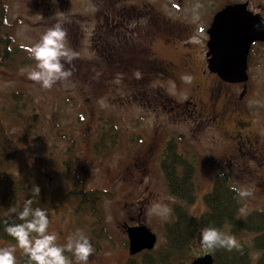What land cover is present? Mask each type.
<instances>
[{"label":"rangeland","instance_id":"rangeland-1","mask_svg":"<svg viewBox=\"0 0 264 264\" xmlns=\"http://www.w3.org/2000/svg\"><path fill=\"white\" fill-rule=\"evenodd\" d=\"M87 1L7 0L8 5L14 4L6 9L5 20L11 24L15 41L34 44L47 29L59 23L67 30L68 44L76 59L67 65L73 75L58 81L51 89H43L28 79L27 72L35 65L30 57L29 63L13 75H0V115L9 135L19 145L12 169L1 176L0 195L6 193L14 178L32 180L49 194L58 186L69 188L62 178V169L70 156L69 164L85 189H104L108 193L98 203L106 238L91 236L88 227L76 228L70 211L52 212L49 231L57 234V243L63 245L68 236L82 231L94 242L88 264H143L146 250L129 255L125 225L143 223L149 227L157 236L153 252L165 244L164 224L173 219V206L178 203L168 192L160 170L161 148L170 140L177 152L194 161L197 191L194 203L189 206L194 215L203 211V194L217 173L225 174L232 187L252 192L251 197H239V208H245L246 214L264 210V42L250 48L247 80L239 85L221 86L233 91L245 86L237 104L243 113L212 127L188 112L181 116L178 108L185 106L194 94L193 79L201 81V94L207 92V79L199 74L204 66V31L212 9L226 0H190L181 6L171 0L165 3L152 0L156 10L188 28L182 42L166 43L162 39L161 44L150 48L149 57L170 61L179 70L176 78L162 74L155 78L148 75L147 64L139 61L133 70L134 78L129 81L120 75L107 80L103 70L86 64L85 56L95 54L80 38L86 26L82 19L86 17L79 14L92 8ZM255 3L264 12V0H253L252 4ZM143 34L135 29V51L145 44ZM183 57L188 64L193 61L192 70H180ZM17 91L28 102L22 117L11 112L16 106L11 95ZM53 118L57 124L52 123ZM238 125L250 131L255 139L240 143L242 139L235 135L237 129L241 130ZM104 130L111 131L115 144L106 141L105 148L95 151L94 144ZM198 244L186 251L183 264L205 253ZM8 246L16 247L15 257L24 252L16 243L0 240V248ZM69 254L72 264H76L73 254ZM258 257L256 252L254 259Z\"/></svg>","mask_w":264,"mask_h":264},{"label":"trees","instance_id":"trees-1","mask_svg":"<svg viewBox=\"0 0 264 264\" xmlns=\"http://www.w3.org/2000/svg\"><path fill=\"white\" fill-rule=\"evenodd\" d=\"M5 31L0 37V75L4 77L13 75L19 68L28 64L27 60L30 57L25 50L27 45L13 38L10 23L7 24ZM11 98L16 104L11 111L12 114L22 117L28 104L24 94L21 91L13 92ZM52 121L53 124L58 123L55 118ZM4 124L0 115V179L12 169L19 152L17 140L9 135ZM106 130L94 144L95 151L105 148L106 141L114 146V136L111 134L113 129ZM161 149L159 159L163 180L168 192L178 203L173 206V219L164 224L165 244L157 252H153V249L146 250L143 264H183L186 251L192 250L196 243H199L200 230L213 226L234 235L241 245L240 249L230 251L224 248L214 250L211 253L213 264H264V210H253L242 215L239 196L233 191L235 187L230 185L225 174L217 173L209 190L203 194V211L199 215H194L189 210V206L195 201L197 191L193 179L195 176L193 158H187L177 152L170 140H166ZM68 159L71 161L70 156ZM70 161L68 165L66 162V165L62 163L65 165L62 169V178L69 185L67 189L58 186L50 194L40 189L37 193L38 184L32 180L19 178L10 180L9 189L0 195V240L16 243L5 229L9 224L21 222L11 210L21 209L26 199L33 200V208L46 210L48 217L52 212L70 211L76 228L88 227L91 236L97 239L106 238L104 229L100 225L102 218L98 203L101 196L108 193L104 189H85L76 170L69 164ZM87 218L90 220H86ZM88 238L94 243L92 237ZM256 252L259 253V257L254 259ZM65 255L69 257L70 254L65 252ZM15 260L16 264H33L24 252L15 257Z\"/></svg>","mask_w":264,"mask_h":264},{"label":"flooded vegetation","instance_id":"flooded-vegetation-1","mask_svg":"<svg viewBox=\"0 0 264 264\" xmlns=\"http://www.w3.org/2000/svg\"><path fill=\"white\" fill-rule=\"evenodd\" d=\"M64 3H69V0H62ZM72 2V0H70ZM83 1V0H78ZM88 0L91 9L83 10L84 14H79V17H86L82 19L83 26L81 36V43L89 50L93 48L95 50L94 55H87L86 64L93 66L96 70H103L106 74V79L110 80L113 76H119L120 78H126L127 81L130 78H134L133 70L135 64L142 61L143 64H147L148 75L155 78L161 74L167 78H176V73L179 68L176 64L170 61L158 58L152 55V45L160 42L162 39L166 40V43L174 41H183L188 32V28L182 26L179 20L167 16V14L156 10L152 0ZM167 0H160L165 3ZM174 4L182 5L190 2V0H171ZM253 0H226L221 2L212 9L210 13V20L208 26L205 28V35L203 37L204 50V66L200 70L203 79H207V92L201 94L202 83L200 80L193 79L195 87L193 88L194 94L191 99L186 101L185 106L180 105L178 112L180 115L184 113H190L204 124L218 127L225 119L231 118L234 115L243 113V110L237 105L240 102L241 95H243L244 85L239 90L233 91L231 89H223L222 85H231L234 83L224 81L217 73L209 71L207 68V46L206 41L208 39L207 29L210 26L214 14L222 10L226 5L235 3H245L246 8L252 13H258L264 18V12L260 4H252ZM213 2V0H211ZM13 3H7V0H0V37L3 36L7 29L6 13L7 8L13 7ZM15 5H18L16 2ZM87 5V4H86ZM88 13V14H85ZM135 23L140 26L135 27ZM11 25V24H10ZM148 25V27L146 26ZM89 28V29H87ZM135 29L137 32H143L142 36L145 44L141 46L138 51H135ZM85 31V32H84ZM164 35V36H163ZM184 36L183 38H180ZM147 41H146V39ZM187 43V40H186ZM258 42L252 43L251 47ZM250 54V51H249ZM248 54V56H249ZM147 56V57H146ZM147 59V60H146ZM193 63V61H192ZM192 63L188 64L187 61L182 58V62L179 64L180 70H192ZM144 69L146 70V66ZM247 71V70H246ZM208 76V77H206ZM240 83H237L239 85ZM204 86V87H205ZM177 109V108H176ZM183 116V115H181ZM240 125V124H239ZM237 126L240 128V126ZM242 128V127H241ZM240 128V129H241ZM242 140L240 143H249L254 140V135L249 131L236 130V134ZM256 141V140H255ZM239 146H243V145ZM247 149V146H245ZM237 149H240L238 147Z\"/></svg>","mask_w":264,"mask_h":264},{"label":"clouds","instance_id":"clouds-1","mask_svg":"<svg viewBox=\"0 0 264 264\" xmlns=\"http://www.w3.org/2000/svg\"><path fill=\"white\" fill-rule=\"evenodd\" d=\"M68 33L62 24L47 29L34 44L27 45L25 50L35 65L31 67L28 79L37 82L43 89H51L58 81L69 79L73 72L67 67L76 59L73 49L68 44ZM37 193L39 188L37 187ZM240 198L252 196L247 189L234 188ZM33 200L26 199L21 209L13 208L20 223L7 225L6 231L12 236L19 248L29 257L33 264H72L65 255L71 252L76 264H88L89 257L94 253L90 239L78 231L66 238V243H57V234L49 231V217L46 210L33 208ZM242 215L246 209L241 208ZM35 234V235H33ZM202 250L211 254L218 248L226 250L240 249L241 245L234 235L227 234L217 227H204L199 233ZM15 246L0 248V264H16Z\"/></svg>","mask_w":264,"mask_h":264},{"label":"water","instance_id":"water-1","mask_svg":"<svg viewBox=\"0 0 264 264\" xmlns=\"http://www.w3.org/2000/svg\"><path fill=\"white\" fill-rule=\"evenodd\" d=\"M245 3L227 5L215 13L207 29V67L223 80L245 81L247 58L254 41L264 42V18ZM129 255L152 249L157 236L143 223L125 225ZM189 264H213L211 254L194 257Z\"/></svg>","mask_w":264,"mask_h":264}]
</instances>
